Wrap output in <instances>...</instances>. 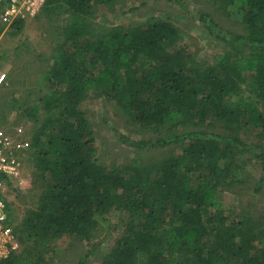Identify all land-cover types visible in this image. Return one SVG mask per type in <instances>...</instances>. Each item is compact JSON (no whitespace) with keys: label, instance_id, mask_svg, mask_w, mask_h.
<instances>
[{"label":"trees","instance_id":"1","mask_svg":"<svg viewBox=\"0 0 264 264\" xmlns=\"http://www.w3.org/2000/svg\"><path fill=\"white\" fill-rule=\"evenodd\" d=\"M113 1L46 0L42 8L48 18L60 9L68 18L49 71L35 77L36 103L22 109L34 122L24 157L31 158L40 193L19 224L7 204L20 249L0 264H45L65 238L94 248L97 234L112 230L113 213L123 232L101 264H264L263 228L250 216L225 212L220 198L222 188L242 183L251 148L262 160L264 182V0H217L243 35L198 14L207 36L225 47L211 66L197 64L180 30L159 17L95 37L94 7ZM93 92L155 136L118 135L123 146L179 151L149 162L99 164L81 107ZM243 131L261 143L246 146Z\"/></svg>","mask_w":264,"mask_h":264},{"label":"rangeland","instance_id":"2","mask_svg":"<svg viewBox=\"0 0 264 264\" xmlns=\"http://www.w3.org/2000/svg\"><path fill=\"white\" fill-rule=\"evenodd\" d=\"M92 13L89 30L95 37H101L114 27L142 25L152 16L171 21L183 35L182 45L201 66L213 65L225 47L222 43L216 45L207 36L197 19L198 14H209L226 32L244 34L239 25L223 14L217 0H116L108 5H96ZM67 18L61 9L49 18L46 12L41 11L36 18L25 21L20 30H15L1 22L0 14V73L5 77L4 84L0 86V131L13 133L18 127H22L25 133L32 131L34 122L23 117L22 109L32 107L38 99L35 77L49 71L54 56L63 44L62 29ZM81 107L91 120L99 164L125 165L134 158L149 162L179 151L176 145L144 152L123 146L118 135L134 140L155 139V136L131 125L102 92L91 93ZM239 137L249 147L261 143L260 138L252 133L243 131ZM251 150L244 155L242 183L231 190L222 188L220 198L225 212L232 210L238 218L243 215L252 217L263 228L261 231L264 234V182L259 183L262 160ZM35 175L31 158L24 157L23 185H6V201L17 224L25 217V211L34 206L40 193ZM120 220L119 213L112 214V230L106 235L99 232L93 241L94 248L87 247L78 238L63 239L58 245L59 252L48 254L45 264H78L85 256H89L87 264H101L123 232Z\"/></svg>","mask_w":264,"mask_h":264},{"label":"built area","instance_id":"3","mask_svg":"<svg viewBox=\"0 0 264 264\" xmlns=\"http://www.w3.org/2000/svg\"><path fill=\"white\" fill-rule=\"evenodd\" d=\"M46 0H0L1 22L11 26L15 21L36 18ZM5 77L0 73V86ZM22 127L13 133L0 131V262L19 251L20 244L9 223L5 197L7 183L23 185L24 154L30 148Z\"/></svg>","mask_w":264,"mask_h":264}]
</instances>
